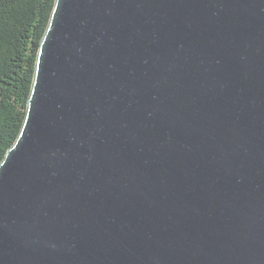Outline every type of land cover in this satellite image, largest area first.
<instances>
[{"label": "water", "instance_id": "obj_1", "mask_svg": "<svg viewBox=\"0 0 264 264\" xmlns=\"http://www.w3.org/2000/svg\"><path fill=\"white\" fill-rule=\"evenodd\" d=\"M0 264H264V0H55Z\"/></svg>", "mask_w": 264, "mask_h": 264}, {"label": "trees", "instance_id": "obj_2", "mask_svg": "<svg viewBox=\"0 0 264 264\" xmlns=\"http://www.w3.org/2000/svg\"><path fill=\"white\" fill-rule=\"evenodd\" d=\"M55 0H0V161L27 110L41 39Z\"/></svg>", "mask_w": 264, "mask_h": 264}]
</instances>
